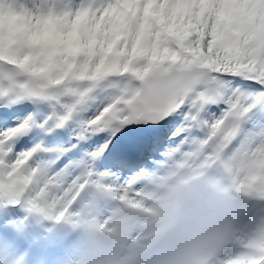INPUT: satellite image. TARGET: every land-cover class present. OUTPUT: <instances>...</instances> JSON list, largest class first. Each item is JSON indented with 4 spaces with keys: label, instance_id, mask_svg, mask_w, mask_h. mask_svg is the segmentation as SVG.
I'll use <instances>...</instances> for the list:
<instances>
[{
    "label": "snow or ice",
    "instance_id": "obj_1",
    "mask_svg": "<svg viewBox=\"0 0 264 264\" xmlns=\"http://www.w3.org/2000/svg\"><path fill=\"white\" fill-rule=\"evenodd\" d=\"M0 264H264V0H0Z\"/></svg>",
    "mask_w": 264,
    "mask_h": 264
}]
</instances>
